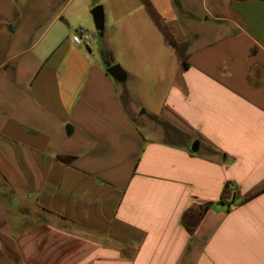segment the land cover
<instances>
[{
    "label": "crops",
    "instance_id": "0c3cea01",
    "mask_svg": "<svg viewBox=\"0 0 264 264\" xmlns=\"http://www.w3.org/2000/svg\"><path fill=\"white\" fill-rule=\"evenodd\" d=\"M148 1L185 62L137 0L157 49L119 83L71 43L83 23L52 31L64 8L27 43L0 0V264H264V0H228L209 36Z\"/></svg>",
    "mask_w": 264,
    "mask_h": 264
},
{
    "label": "rangeland",
    "instance_id": "374dc122",
    "mask_svg": "<svg viewBox=\"0 0 264 264\" xmlns=\"http://www.w3.org/2000/svg\"><path fill=\"white\" fill-rule=\"evenodd\" d=\"M17 4L23 10L26 8V26L28 31L26 34L19 35L18 38L23 37L28 41L33 38L44 25L50 19V16L62 10L59 15L62 16L53 28V30H58L59 35L64 34L66 26H62L60 22L64 19H69L72 21L71 27L74 28V21L83 23L82 26L86 29L91 36L94 37L90 41L93 44L95 40V49L100 52L105 49L109 56L106 57L107 64H116L120 61L123 63L124 69L129 70V65L126 63L125 57L128 54H155L157 49V34L150 27L148 23L144 24L141 22L138 26H130L129 22L131 20L141 19L139 16L140 6L137 0H15ZM88 2L91 8L95 6H102L104 8L105 20H104V32L103 36L100 37L94 26L93 18L90 13L85 14L84 11H76L75 19L70 18L68 15L71 9L79 4ZM30 3V7L28 6ZM228 4V0H174V5L177 9L179 20L181 25H185L187 32L193 34H203L209 36L214 26L218 24L217 21L213 20L209 13H218L223 15L224 10ZM27 6V7H26ZM67 6H69L67 8ZM67 8V11H65ZM192 15V18L188 17L187 13ZM124 20V21H123ZM85 21L90 23V28H86L84 25ZM121 22V23H119ZM24 24V25H25ZM148 25V26H147ZM81 27V28H83ZM78 29V28H76ZM75 29V30H76ZM20 30V27H18ZM74 30V31H75ZM125 36H129L125 38ZM190 39V36H187ZM106 64V65H107ZM131 82L127 81L126 87L130 88ZM135 102V98L132 97ZM129 108H133L132 104ZM17 200H19L17 198ZM12 202V207L14 205ZM11 209V208H10ZM11 211L14 214H19L22 212L21 208H13Z\"/></svg>",
    "mask_w": 264,
    "mask_h": 264
},
{
    "label": "trees",
    "instance_id": "16d2710c",
    "mask_svg": "<svg viewBox=\"0 0 264 264\" xmlns=\"http://www.w3.org/2000/svg\"><path fill=\"white\" fill-rule=\"evenodd\" d=\"M142 5L145 7V9L147 10V12L149 13L150 17L153 19V21L155 22V24L157 25V27L160 29V31L162 32V34L164 35L165 41L166 43L171 46L174 54L183 62H185L186 59V53H187V49L190 45V42H184V43H177L174 38L173 35L171 34L170 30L168 27L165 26V24L163 23V21L161 20V18L159 17V15L155 12V10L153 9L152 5L150 4V2L148 0H140ZM101 54L103 56V58H106L107 56H109L110 54H108L106 52L105 49L101 50ZM107 67L111 66L110 64L106 65ZM229 185L226 184L223 194H222V198L226 199L229 197Z\"/></svg>",
    "mask_w": 264,
    "mask_h": 264
},
{
    "label": "water",
    "instance_id": "95a60500",
    "mask_svg": "<svg viewBox=\"0 0 264 264\" xmlns=\"http://www.w3.org/2000/svg\"><path fill=\"white\" fill-rule=\"evenodd\" d=\"M90 14L93 18L95 30L97 34L102 37L104 32V11L103 7L98 5L90 10ZM106 73L109 74L116 82L122 83L126 79V74L119 64H114L106 69ZM192 151L196 152L198 149V142H194Z\"/></svg>",
    "mask_w": 264,
    "mask_h": 264
},
{
    "label": "built area",
    "instance_id": "2783aa9c",
    "mask_svg": "<svg viewBox=\"0 0 264 264\" xmlns=\"http://www.w3.org/2000/svg\"><path fill=\"white\" fill-rule=\"evenodd\" d=\"M91 38L92 37L89 32L86 29L80 27L73 32L70 41L76 46L85 45L89 48Z\"/></svg>",
    "mask_w": 264,
    "mask_h": 264
}]
</instances>
